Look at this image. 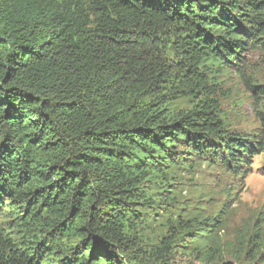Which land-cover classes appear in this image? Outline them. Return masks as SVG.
<instances>
[{"label": "trees", "instance_id": "1", "mask_svg": "<svg viewBox=\"0 0 264 264\" xmlns=\"http://www.w3.org/2000/svg\"><path fill=\"white\" fill-rule=\"evenodd\" d=\"M254 52L264 0H0V264H177L221 217L138 229L190 209L180 172L248 173L264 101L256 140L219 98Z\"/></svg>", "mask_w": 264, "mask_h": 264}, {"label": "rangeland", "instance_id": "2", "mask_svg": "<svg viewBox=\"0 0 264 264\" xmlns=\"http://www.w3.org/2000/svg\"><path fill=\"white\" fill-rule=\"evenodd\" d=\"M243 71L225 70L220 95L221 114L226 125L238 132L261 139L258 111L264 100L255 96L251 85L264 86V62L256 52L249 56ZM258 147V146H257ZM184 183L176 195L179 206L190 209H163L155 220L139 228L143 243L156 244L173 231L178 214L188 217H221L219 225L194 238L185 232L177 264H264V148L251 154L247 174L236 175L224 166L202 162L193 173L180 172ZM191 182L198 186L191 185ZM201 193V197H199ZM211 199V200H210ZM187 245L186 247H184ZM201 247V248H199ZM200 249V250H198ZM114 264H121L115 262Z\"/></svg>", "mask_w": 264, "mask_h": 264}]
</instances>
